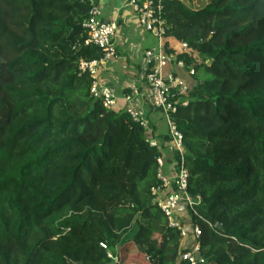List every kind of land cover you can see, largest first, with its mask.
<instances>
[{"label": "trees", "instance_id": "trees-1", "mask_svg": "<svg viewBox=\"0 0 264 264\" xmlns=\"http://www.w3.org/2000/svg\"><path fill=\"white\" fill-rule=\"evenodd\" d=\"M89 11L85 0H0V264H107L101 243L114 264H188L151 192L168 133L150 145L79 72L101 55L85 44ZM164 18L166 51L195 69L173 99L188 100L174 119L203 203L192 215L200 264H264V0H164ZM125 216H138L132 234Z\"/></svg>", "mask_w": 264, "mask_h": 264}, {"label": "built area", "instance_id": "built-area-1", "mask_svg": "<svg viewBox=\"0 0 264 264\" xmlns=\"http://www.w3.org/2000/svg\"><path fill=\"white\" fill-rule=\"evenodd\" d=\"M85 1L90 4L89 16L83 22L87 32L85 44L97 47L101 55L98 58L81 59L78 63L80 74L89 75L91 94L106 109L118 110L119 101H125L126 106L122 109L133 121L147 130V141L150 145L160 147V141L150 124L146 109L136 103V99L141 95L142 85L131 82L120 96L117 89L104 82L101 77V71L118 56L116 39L120 27L119 19L105 18L101 0ZM125 7L132 10L134 18L137 19V27L150 33L158 41L157 48H149L144 52L141 73L144 83L143 96L151 107L166 119L170 137L166 152L157 158L158 184L151 190L153 203L163 211L169 226L179 230V235L185 243V250L180 259L188 264L205 263L200 243L202 229L192 220V215L199 216V209L203 206L202 198L199 195L192 196L188 191L189 170L185 161L184 136L174 119L178 105H186L188 100L182 97L173 98L176 95H186L189 85L174 69L166 71L167 66L172 64L177 68L186 69L185 63L178 60L175 53L166 51L168 24L164 18V0H126ZM178 45L188 51L186 44ZM173 47H176V44ZM186 71L189 75L195 74L194 68ZM101 246L108 251L111 259L107 264L116 263L117 255L105 243H101Z\"/></svg>", "mask_w": 264, "mask_h": 264}, {"label": "crops", "instance_id": "crops-1", "mask_svg": "<svg viewBox=\"0 0 264 264\" xmlns=\"http://www.w3.org/2000/svg\"><path fill=\"white\" fill-rule=\"evenodd\" d=\"M125 2H126V0H101L102 9H103V13H104L105 18H107V19L118 18L119 19V25H120L119 29H121L122 27H123V29H126V31L124 33L125 37H123V36L118 37L117 36V39H116L117 47H118L117 48L118 49V55H119L120 48L121 47L125 48L124 44H126V42L128 40L127 35L129 34V36H130V34H131L130 31L131 30L135 31L136 27H137V24L134 23V14L130 8L125 7ZM129 23L131 24L132 27L127 26V24H129ZM151 39L157 40L154 36L151 37ZM149 42H151V41H149ZM157 46H158V41H157V45L152 46V47L157 48ZM150 47H151L150 44L146 45V46H144V45L139 46L138 54H141L144 57V52L147 49H149ZM138 59H140V58L139 57L135 58V62H136L135 64H130V65L125 64L127 67L128 66L129 67L125 69L126 71L124 73V76L121 75L119 77L117 75H115L117 71L115 72V70L113 68L108 67V65H109V63H108V65L101 71V77H102V80L104 82L109 83L110 85L114 86L117 89L118 94L120 96H122V93L124 92L126 86L128 84H130L131 82H135L139 85H142V87L140 89L141 95H140V97H138L136 99V103L139 106H142L146 109L150 124H151L153 130L155 131L157 137H160L161 135H163V133L157 132V125L159 123L161 115L159 114V112L157 110H155L154 108L151 107L149 102L143 96V94H144L143 84L144 83L142 81V76H141L142 68H139L140 64H142L143 62L139 63ZM140 69H141V71H140ZM166 69H167L166 71H168L170 69H174L179 74V76H181L187 82L190 79V77L188 76V73L185 69L177 68L173 64L168 65ZM115 77H118V78L116 79ZM125 106H126V102L123 100H120L118 110L122 109Z\"/></svg>", "mask_w": 264, "mask_h": 264}, {"label": "rangeland", "instance_id": "rangeland-1", "mask_svg": "<svg viewBox=\"0 0 264 264\" xmlns=\"http://www.w3.org/2000/svg\"><path fill=\"white\" fill-rule=\"evenodd\" d=\"M134 23L137 24V19L134 18ZM127 26H131V24H127ZM132 27V26H131ZM126 29H123V27L121 29L118 30V37L120 36H123L125 37L124 33H125ZM131 34L129 36V34L127 35V42L126 44H124V47L125 48H120L119 50V55L111 60L109 62V65L108 67H111L115 70L116 74L118 77L123 75L124 76V73H125V69L128 68L126 65H130V64H135V58L139 57L140 59H138V62L139 63H142L144 62V57L143 55L141 54H138V48L139 46H146V45H151L150 49L153 48L152 46H156L157 45V40H152L151 37H153L150 33H145V31L143 29H140V28H137L136 27V30H131L130 31ZM135 33V34H134ZM150 37V38H149ZM151 41V42H149ZM141 44V45H140ZM176 44V47L175 50L177 52H185L184 51V47L178 45V43L174 42V45ZM187 52H189L192 57L194 58L195 62H202L204 61V57H202L200 54H198V52L192 50L191 48L187 47ZM134 58V59H133ZM126 64V65H125ZM139 68H142L143 69V63L140 64ZM141 71V69H140ZM139 71V72H140ZM122 76V77H123ZM118 77H115L116 79ZM84 110H81L80 113H82ZM160 114V113H159ZM168 131V125H167V122H166V119L163 117V116H160V120H159V123L157 125V132L159 133H167ZM137 217L138 216H125L123 218V224H122V227H127L129 229H131L130 233L129 234H132L134 232V230L136 229V220H137ZM144 221V220H143ZM120 227V230L121 228ZM113 252V251H112ZM136 251L134 249H131L128 254V260H130V256H132L131 258L135 257L137 259H143V255L141 254H135Z\"/></svg>", "mask_w": 264, "mask_h": 264}, {"label": "water", "instance_id": "water-1", "mask_svg": "<svg viewBox=\"0 0 264 264\" xmlns=\"http://www.w3.org/2000/svg\"><path fill=\"white\" fill-rule=\"evenodd\" d=\"M218 226L221 227V224H219Z\"/></svg>", "mask_w": 264, "mask_h": 264}]
</instances>
